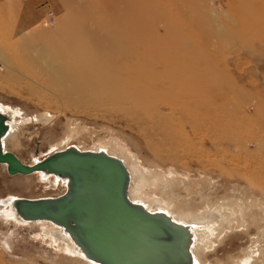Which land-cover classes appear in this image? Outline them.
Instances as JSON below:
<instances>
[{"label": "rangeland", "instance_id": "obj_1", "mask_svg": "<svg viewBox=\"0 0 264 264\" xmlns=\"http://www.w3.org/2000/svg\"><path fill=\"white\" fill-rule=\"evenodd\" d=\"M3 8L0 108L23 121L7 150L27 164L72 145L137 163L148 206L207 214L195 228L199 264H264V0H0ZM63 185L0 164V264H88L10 205ZM219 213L229 220L212 229Z\"/></svg>", "mask_w": 264, "mask_h": 264}, {"label": "water", "instance_id": "obj_2", "mask_svg": "<svg viewBox=\"0 0 264 264\" xmlns=\"http://www.w3.org/2000/svg\"><path fill=\"white\" fill-rule=\"evenodd\" d=\"M6 133L0 111V164L7 165L10 175L48 172L70 180L57 199H10L20 219H48L68 226L86 253L103 264H183L190 259L188 227L132 203L129 172L119 158L68 147L26 164L5 150Z\"/></svg>", "mask_w": 264, "mask_h": 264}, {"label": "bare ground", "instance_id": "obj_3", "mask_svg": "<svg viewBox=\"0 0 264 264\" xmlns=\"http://www.w3.org/2000/svg\"><path fill=\"white\" fill-rule=\"evenodd\" d=\"M0 111L3 113V115H5V118H6V125H7V133L4 135V137H3V139H2V143H3V145H4V148H5V150H7V148H6V142H7V140L13 135V134H15V132L18 130V128L22 125V123H23V121L21 120V119H18V118H12L8 113H6L5 112V110H3L2 108H0ZM50 117L48 116V115H39V116H36L35 117V120L36 121H40V120H48ZM24 119V118H23ZM25 122V121H24ZM27 122V121H26ZM33 123V122H32ZM25 124V123H24ZM20 129V128H19ZM73 133V132H72ZM70 147H75V148H77V149H79V150H81V151H88V150H83V149H80L78 146H75V145H72V146H70ZM68 148V147H67ZM65 150V149H64ZM7 151H9V150H7ZM60 151H63V150H60ZM94 151H105L104 149H97V150H94ZM56 152H59V151H56ZM106 152V151H105ZM55 153V152H54ZM107 153H109V152H107ZM53 154V153H52ZM116 157V156H115ZM117 158H119L123 163H124V165L127 167V170H128V172H129V182H130V184H129V187H128V197L130 198V200L132 201V203H134L135 205H137V206H140L145 212H148V213H150V214H152V215H164V216H167V217H169V218H171L172 219V221H174L175 223H177V224H180V225H183V226H187L188 227V229L190 230L189 231V237H188V239H187V241L189 242L187 245H188V248H189V256H190V259L188 260V261H186V263H183V264H199L198 263V261H199V259L198 258H201V256L203 257V254H201V256L199 257V254L201 253V251H202V248H203V245H202V243H199L198 245H196L195 244V241H194V239H195V237H196V229L195 228H200L201 226H202V224H204V226H202L203 228H205L207 225H205L206 224V219L205 218H207V214L205 215V212H204V214L203 215H205L204 217L202 216V215H200V216H197V215H190V214H188V213H183V214H176L174 211H168L167 209H165V208H163V207H161V206H154L155 208H153V207H151V206H148V204H147V201H145V200H143V199H141V197H139V191H140V188L145 184V181L144 180H146V179H148V173L147 172H145L144 170H143V168L140 166V165H138L137 163H134L133 165H128L127 163H126V161L124 160V159H122V158H120V157H117ZM21 160V159H20ZM129 160V159H128ZM135 160V159H134ZM22 161V160H21ZM39 161V160H38ZM23 162V161H22ZM2 165H4V167L5 168H7V165L6 164H4V163H1ZM27 164V163H26ZM155 169V168H154ZM151 172V171H150ZM34 174H41L42 176H43V178L44 179H50V177H54V180H56V181H58L59 183H61L64 187V191L60 194V195H57V196H46V197H38V198H30V199H39V198H47V199H57L58 197H60L61 195H63L65 192H66V190H67V188H66V183H64L65 181H67V182H69L70 180H69V177H66V176H64V177H61V175H55V174H50V173H48V172H38V173H34ZM33 175V174H32ZM139 176V179L137 180L136 179V181H135V179H133V177H135V176ZM150 175H153V176H155V177H157L156 179L157 180H163V181H166L167 180V178L165 177V176H163V175H160L159 173L157 174L156 172H153V173H150ZM170 175V174H169ZM28 176H30V175H28ZM152 176V177H153ZM176 178V177H175ZM174 178V179H175ZM65 179H68V180H65ZM178 179V178H177ZM202 180V179H201ZM180 181V180H179ZM182 181H183V179H182ZM182 181H181V183H182ZM157 182V181H156ZM136 183V184H135ZM151 183V182H150ZM158 183V182H157ZM164 183H166V182H164ZM173 183H175L174 181L172 182V184ZM148 184V183H147ZM152 184V183H151ZM56 185V184H55ZM137 185V186H136ZM165 184H163V186H164ZM158 186V185H157ZM161 186V185H160ZM171 185H169V187H170ZM173 186V185H172ZM149 188V187H148ZM155 188H156V186H155ZM158 188V187H157ZM167 188V187H166ZM152 189V188H151ZM150 189V190H151ZM163 189V188H162ZM149 190V191H150ZM158 189H156V191H157ZM161 190V189H160ZM166 190V189H165ZM170 190V189H169ZM176 190V189H175ZM164 191V190H163ZM162 191V192H163ZM151 192H153V191H151ZM146 193H148V192H146ZM145 193V194H146ZM156 193V192H155ZM161 193V192H160ZM159 193V194H160ZM168 193H169V191H168ZM162 194V193H161ZM160 194V195H161ZM167 194V193H166ZM14 198H22V197H14ZM148 198V197H147ZM146 198V199H147ZM157 199H158V197H156ZM166 198V197H165ZM220 199V198H219ZM231 199V198H230ZM238 199V198H237ZM154 200V199H153ZM163 200H164V198H163ZM169 200V199H168ZM239 200H241V198L239 199ZM149 201V200H148ZM155 201V200H154ZM167 201V200H166ZM232 201V200H231ZM233 201H234V199H233ZM174 202V201H173ZM154 203V202H153ZM168 204V203H167ZM169 204H170V202H169ZM174 204V203H173ZM150 205H151V203H150ZM153 205V204H152ZM166 205V204H165ZM243 205H245L244 203H243ZM168 206V205H167ZM239 206V205H238ZM249 206V205H248ZM220 207H221V205H220ZM252 207V206H251ZM216 208V207H215ZM229 208V207H228ZM227 208V209H228ZM234 208V207H233ZM238 209H240L239 207H237ZM245 208V207H244ZM243 208V209H244ZM246 208H247V206H246ZM245 208V209H246ZM170 209V208H169ZM210 210V209H209ZM216 210V209H215ZM234 210V209H233ZM253 210V209H252ZM208 211V210H207ZM213 211V210H212ZM218 211V210H217ZM221 211H222V209H221ZM241 211H243L242 209H241ZM250 211V210H249ZM264 211V210H263ZM215 212V211H214ZM227 212V211H226ZM253 212V211H252ZM254 212H256V210L254 211ZM254 212H253V214H254ZM228 213V212H227ZM236 213H237V211H236ZM236 213H234V214H236ZM214 214H216V213H214ZM214 214H212L210 217H212V219H215V220H213L214 222L212 223H210V224H212V229L214 228V229H216V226H218V223L219 222H225V221H228L229 219H227L228 217L226 216V215H224L223 213L222 214H218V215H215V216H218V219H216V217H213L214 216ZM230 214V213H229ZM241 214V213H240ZM262 214V213H261ZM228 215V214H227ZM231 215V214H230ZM230 215H229V217H230ZM245 215V214H244ZM251 215H252V213H251ZM255 215V214H254ZM233 216V215H232ZM231 216V217H232ZM239 216V215H238ZM246 216V215H245ZM255 216H258L257 214L255 215ZM263 216V215H262ZM261 216V217H262ZM259 217H260V215H259ZM260 217V218H261ZM249 218H251V217H249ZM248 218V219H249ZM204 219V220H203ZM243 220H244V218H242ZM259 219V218H258ZM263 219V218H262ZM235 220V219H234ZM257 219H255V221H256ZM23 221H25V222H32L33 224H42V225H47L48 227H50L51 229H53L54 230V232H57L61 237H63V238H65L68 242H69V244H70V246L71 247H73V248H75V249H77V251H79L80 252V254H81V256H82V258L84 259V261L86 262V263H88V264H103V263H101L100 261H98L97 259H93V258H91L86 252V250H85V248L83 247V245L79 242V240L77 239V237L75 236V235H73V232L71 231V229L68 227V226H66V225H64V224H60V223H56V222H54V221H52V220H48V219H38V220H23ZM248 221V220H247ZM254 221V222H255ZM204 222V223H203ZM223 222V223H224ZM246 222V221H245ZM244 222V223H245ZM259 222H260V220H259ZM209 224V225H210ZM257 224V223H256ZM255 224V225H256ZM233 225V224H232ZM242 225H243V227H244V224L242 223ZM249 226V225H248ZM202 227H201V229H202ZM225 226H223V228H224ZM210 228V227H209ZM226 228V227H225ZM59 229H61V230H59ZM218 229H219V227H218ZM224 230V229H223ZM228 230V229H227ZM201 230H197V232H200ZM210 232V231H209ZM218 232V231H217ZM226 232H228V231H226ZM217 234V233H216ZM192 235V236H191ZM219 235V234H218ZM222 235V234H221ZM222 239V238H221ZM260 239H261V237H260ZM254 241V240H253ZM258 241H260V240H258ZM262 241V240H261ZM192 244V245H191ZM259 244V243H258ZM257 245V244H256ZM255 245V246H256ZM253 246V245H252ZM258 246V245H257ZM254 247V246H253ZM74 249V250H75ZM252 249V248H251ZM250 251V250H249ZM190 252H191V254H190ZM204 252V251H203ZM248 253V252H247ZM249 253H251V252H249ZM197 255V256H196ZM249 255V254H248ZM252 255V254H251ZM253 256V255H252ZM251 256V257H252ZM244 257H245V254H244ZM204 258V257H203ZM241 259V258H240ZM242 259H245V258H243L242 257ZM241 259V260H242ZM204 260V259H203ZM237 260H239V259H237ZM237 260H234V262L235 261H237ZM240 260V261H241ZM207 262V261H206ZM206 264V263H205ZM239 264V263H238ZM243 264V263H242Z\"/></svg>", "mask_w": 264, "mask_h": 264}, {"label": "crops", "instance_id": "obj_4", "mask_svg": "<svg viewBox=\"0 0 264 264\" xmlns=\"http://www.w3.org/2000/svg\"><path fill=\"white\" fill-rule=\"evenodd\" d=\"M6 8H3V10H0L1 11V13H2V17L4 18V19H6V17H8V19L9 20H11V17H10V10L9 9H6ZM10 26H11V24H10V22L8 23V28H9V31H10ZM20 29H21V27H19ZM23 29V28H22Z\"/></svg>", "mask_w": 264, "mask_h": 264}, {"label": "built area", "instance_id": "obj_5", "mask_svg": "<svg viewBox=\"0 0 264 264\" xmlns=\"http://www.w3.org/2000/svg\"><path fill=\"white\" fill-rule=\"evenodd\" d=\"M49 18L54 22L55 21V17L53 15H49Z\"/></svg>", "mask_w": 264, "mask_h": 264}]
</instances>
